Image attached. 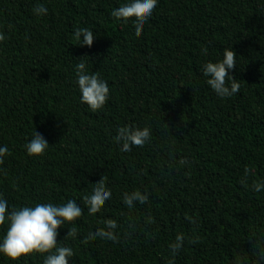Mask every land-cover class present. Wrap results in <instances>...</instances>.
I'll return each mask as SVG.
<instances>
[{"label":"trees","instance_id":"1","mask_svg":"<svg viewBox=\"0 0 264 264\" xmlns=\"http://www.w3.org/2000/svg\"><path fill=\"white\" fill-rule=\"evenodd\" d=\"M127 2L0 0V147L10 153L0 164V198L9 211L81 206L82 216L58 230V246L74 252L69 264H255L253 241L264 244V190H251L264 181V0H158L139 37L134 18L111 16ZM37 4L46 15L33 13ZM76 28L93 32L92 47L79 46ZM226 48L236 53L228 74L240 90L221 99L202 68L222 61ZM85 58L87 73L99 72L110 89L97 112L81 102L76 82ZM125 126L148 127L150 141L121 152L114 138ZM35 130L49 144L42 157L24 147ZM246 167L255 170L248 187L239 182ZM104 176L112 196L90 215L82 198ZM136 190L149 201L129 209L123 193ZM129 216L137 227L126 236ZM108 219L120 242H83ZM68 227L75 238L66 239ZM178 234L186 242L173 258ZM193 236L199 242L188 244ZM44 259L0 254V264Z\"/></svg>","mask_w":264,"mask_h":264},{"label":"clouds","instance_id":"2","mask_svg":"<svg viewBox=\"0 0 264 264\" xmlns=\"http://www.w3.org/2000/svg\"><path fill=\"white\" fill-rule=\"evenodd\" d=\"M158 0H129V2L114 9L111 16L116 22L123 21L127 23L134 18L135 35L141 36L144 24L152 16L157 7ZM48 9L43 4H37L33 8L36 16H44ZM93 32L86 28H76L74 30V39L80 42L79 46L92 47L94 42ZM5 40V35L0 33V42ZM207 54V50H204ZM236 53L232 49H225L223 59L220 62H208L203 65L202 73L207 77V84L221 99L231 98L240 90V83L229 76V70L236 67ZM86 58L81 59L76 65L77 84L81 93V102L86 104L92 112H97L104 108L108 101L110 89L107 81L100 77V73L88 74L86 71ZM114 142L119 144L121 152H130L132 147H143L151 139V132L148 127L143 129L132 126L120 127ZM29 157H42L49 147L48 142L35 130L32 138L24 145ZM10 154L7 147H0V164L4 163V157ZM188 161L182 159L179 165H186ZM179 171V168L176 169ZM255 176V170L249 167L244 169V175L239 181L244 187H248L249 177ZM107 176L102 177L101 181L96 183L90 195L83 196V204L87 206L90 215L98 213L105 202L112 196L111 191L106 187ZM253 192L264 190V181L253 180L251 183ZM123 203L129 209L135 207L136 202L143 205L149 201V195L139 190L124 192ZM83 213V209L74 200H68L66 203L56 205L53 203H37L35 206H24L20 209L13 208L9 211L6 199L0 198V226L7 222L8 228L3 241L0 242V254L7 257L12 262H18L22 258L29 256H45L43 264H69V258L74 255L72 248L67 246H58V230L61 227L72 225ZM147 224L153 223V218L149 215L145 218ZM104 227L95 231H90L84 238V243L96 240L120 242V236L117 234V222L108 219L103 222ZM191 223L198 227L196 220ZM135 220L129 216L127 228L129 231L126 236H131L136 230ZM77 230L75 227H68L66 239L75 238ZM186 237L178 234L174 242L169 244V250L174 258L185 246ZM199 238L193 236L187 239L188 244H196ZM253 254L257 257L255 264H264V244L253 241ZM47 254V255H45ZM168 264H175L174 259H170ZM235 264H241L237 257Z\"/></svg>","mask_w":264,"mask_h":264}]
</instances>
